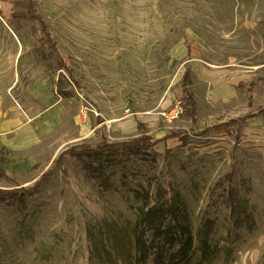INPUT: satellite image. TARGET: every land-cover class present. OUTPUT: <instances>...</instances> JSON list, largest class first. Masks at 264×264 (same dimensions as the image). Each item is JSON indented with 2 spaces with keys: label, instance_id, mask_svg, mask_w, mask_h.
<instances>
[{
  "label": "rangeland",
  "instance_id": "obj_1",
  "mask_svg": "<svg viewBox=\"0 0 264 264\" xmlns=\"http://www.w3.org/2000/svg\"><path fill=\"white\" fill-rule=\"evenodd\" d=\"M30 1L37 18L17 19L0 0V264H135L134 195L152 203L159 184L181 195L193 234L211 213V264H264V115L246 117L264 107V0ZM39 21L65 70L34 37ZM177 101L181 115L164 123ZM230 120L237 141L220 127ZM141 134L151 150L101 177L69 155L56 162Z\"/></svg>",
  "mask_w": 264,
  "mask_h": 264
},
{
  "label": "trees",
  "instance_id": "obj_2",
  "mask_svg": "<svg viewBox=\"0 0 264 264\" xmlns=\"http://www.w3.org/2000/svg\"><path fill=\"white\" fill-rule=\"evenodd\" d=\"M11 5L14 18H37L30 0H12ZM39 23L41 24L40 29H32L34 37L39 39L43 47H47L52 53H55L58 70H65L66 62L56 49L51 31L41 21ZM190 75L189 70L184 74L183 92L186 97V104L189 106L191 119L195 122L196 105L189 90ZM57 91L63 92L59 84H57ZM260 115H264V107L259 109L256 115L251 114L246 117L253 119ZM237 121L230 120L220 126L224 129L223 132L234 137L235 141L240 135L238 128L233 129ZM139 127L142 128L141 124ZM172 137H177V135ZM83 145L65 151V154L62 153L63 155L56 162L59 163L63 156L69 155L83 162L91 175L101 177L104 175L105 166L108 163H112L124 154H147L154 144H151L150 138L141 134L127 142H102L93 147ZM8 154L9 152L4 147H0V174L4 173L2 167L7 162ZM3 194L13 198V200L18 197L16 192ZM229 195L233 198L229 203L231 215L236 219L240 218V220L246 221L250 214L247 209L241 208L244 203L240 201L235 192L230 191ZM138 197L141 198L142 203L132 229L135 264H211L215 255V249L210 243L214 221L210 217L209 211H206V214L201 217L196 233L193 234L190 213L181 195L174 191L170 184L157 185L152 203H150L151 196L149 193L140 195L139 192H135L134 198ZM195 250L198 252L196 259L194 258Z\"/></svg>",
  "mask_w": 264,
  "mask_h": 264
},
{
  "label": "built area",
  "instance_id": "obj_3",
  "mask_svg": "<svg viewBox=\"0 0 264 264\" xmlns=\"http://www.w3.org/2000/svg\"><path fill=\"white\" fill-rule=\"evenodd\" d=\"M181 113H182V104L180 101H177L170 108H166L160 111L159 117L164 123L171 124L178 119Z\"/></svg>",
  "mask_w": 264,
  "mask_h": 264
},
{
  "label": "crops",
  "instance_id": "obj_4",
  "mask_svg": "<svg viewBox=\"0 0 264 264\" xmlns=\"http://www.w3.org/2000/svg\"><path fill=\"white\" fill-rule=\"evenodd\" d=\"M5 148V147H4ZM6 149V148H5Z\"/></svg>",
  "mask_w": 264,
  "mask_h": 264
}]
</instances>
